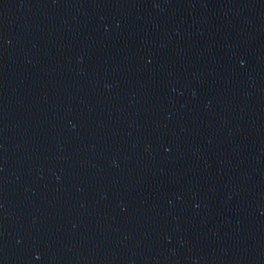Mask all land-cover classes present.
<instances>
[{"label":"water","instance_id":"1","mask_svg":"<svg viewBox=\"0 0 264 264\" xmlns=\"http://www.w3.org/2000/svg\"><path fill=\"white\" fill-rule=\"evenodd\" d=\"M0 264H264V0H0Z\"/></svg>","mask_w":264,"mask_h":264}]
</instances>
